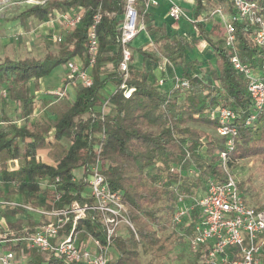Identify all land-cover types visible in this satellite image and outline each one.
<instances>
[{
    "label": "trees",
    "instance_id": "trees-1",
    "mask_svg": "<svg viewBox=\"0 0 264 264\" xmlns=\"http://www.w3.org/2000/svg\"><path fill=\"white\" fill-rule=\"evenodd\" d=\"M247 1L254 2L264 11V0ZM79 6L83 7L84 13L76 27L59 43L56 53L47 52L39 58L17 60L5 57L0 61V88L7 91V97L1 98L16 106L17 117L24 122L17 125L0 112V181L12 185L5 195L6 199L22 194L32 200L29 203L37 206L34 200L41 193L47 195V184L58 178L59 189L64 193L55 206L82 205L88 202L82 196L83 177L95 161L94 147L100 145L102 174L110 189L121 193L138 236L136 240L128 231L129 235L114 237L116 258L109 264H142L141 252L152 255L171 251L180 238L169 229L177 206V193L191 196L204 186L207 177L222 178L216 154L222 148V140L209 138L205 130L193 125L215 131L217 123L208 119L207 110L223 106L235 111L239 131L229 166L239 159H255L259 162L257 178L264 180V114L258 117L255 125L242 126L250 111L251 100L246 81L231 66V52L221 47L223 28L218 22L212 23L209 30L210 35L219 33L217 42L213 44L217 61L215 67L210 66L202 78L189 76L186 72V69L192 70L197 61L181 63V78L187 79L188 89L166 94L148 81L145 71L129 65L127 86L134 91L129 99H125L118 89L120 78L116 72L121 60L118 25L124 0H44L27 8L20 16L42 22L54 11ZM217 8L229 19L237 17L232 0H195L192 15L195 19L210 17ZM97 13L101 14V19L96 25L99 46L91 69L92 83L87 87L66 78L65 85H73L74 100L68 107L54 110V138L56 141L67 139L70 145L52 165L37 161L35 152L44 146L45 129L38 123H29L34 100L28 83L32 81L37 88L39 79L57 65L65 66L75 57L83 61L84 67L87 66L86 33ZM147 15L143 16L146 32L151 35L159 33L164 39L161 53H153L157 60L166 58L173 62L182 59L184 43L180 35L174 33L167 37L162 27L148 25L150 20ZM232 25L240 61L251 68L258 66L260 52L252 42L254 27L245 20L232 21ZM195 26L203 37L207 35L203 26ZM109 82L116 91L104 97L103 90ZM105 101H108L109 108L102 116L99 107ZM17 158L22 159L19 167L8 171L5 162ZM154 168L156 171L148 176ZM78 169L83 171V175L73 181ZM190 171L197 173V178L188 179L186 173ZM42 180L46 183L41 184ZM237 184L240 191L244 190L243 183L237 181ZM243 199L251 205L244 196ZM253 207L262 209V206ZM20 212L24 211L21 208L5 209L10 216ZM33 226L30 223V227L23 230L17 221L9 226L13 232L12 235L7 234L6 239L29 235ZM69 229L70 224H67L65 230ZM75 229L81 237L91 235L104 243L103 227L96 211L86 212ZM21 248L28 256V264H64L53 257L45 261L40 253L26 250L21 242L7 243V249L18 251Z\"/></svg>",
    "mask_w": 264,
    "mask_h": 264
},
{
    "label": "built area",
    "instance_id": "built-area-1",
    "mask_svg": "<svg viewBox=\"0 0 264 264\" xmlns=\"http://www.w3.org/2000/svg\"><path fill=\"white\" fill-rule=\"evenodd\" d=\"M232 2L237 10V17L231 19L225 17L220 8L213 11L210 17H219L223 28L221 47L231 52L232 68L246 81L251 108L242 121V126L251 127L257 123L258 117L264 114V11L254 2L247 0ZM153 6H157L156 0H124V10L118 25L121 60L116 72L120 78L118 89L122 91L125 99H129L134 91L132 87L127 86L132 57L131 45L141 32L146 31L143 16L147 15ZM83 13L84 9L80 6L54 11L47 19L38 23L34 30L44 28L47 31L45 33L47 35L49 33L52 40L59 44L76 27ZM167 15L176 24L183 20L193 24L196 32L198 29L195 25L203 26L210 18L201 16L195 19L192 14L184 12L183 8L175 3L170 4ZM100 19L101 14H95L93 23L87 29V66L84 67L83 61L78 57L65 65L66 78L87 87L92 83L91 69L98 53L96 25ZM236 20H245L254 27L252 42L260 52L258 72L243 64L236 53L232 25V21ZM13 38L15 41L18 40V36ZM166 65L170 64L167 59H163L162 68ZM171 82L172 90L185 91L189 86L187 79L175 75ZM163 83L164 79L158 81L159 85ZM0 94L3 98L7 97L5 89L1 90ZM49 94L60 98L64 95V89ZM108 108L109 103L105 101L99 113L105 115ZM207 117L217 123L215 133L222 140V148L216 152L220 160L222 178L218 180L213 176L207 177L204 189L194 195L177 193V206L171 217V226L177 235L186 241L198 264H264V208L257 209L244 201L237 179L229 166L238 139L239 124L236 123L238 116L232 109L214 106L207 110ZM45 140L49 145L56 143L53 131L48 132ZM94 150L95 161L88 167L87 174L83 177L82 196L88 202L82 205L73 203L56 207L64 193L59 189L58 178L47 184V195L39 194L38 199L42 204L33 206L31 203L1 201V206L21 208L26 214L38 216L42 222L29 235L3 240L0 244L21 242L26 250L40 253L45 261L53 257L60 259L64 264H109L116 258L113 238L125 235L120 232V226L132 232L137 240L121 193L110 189L102 174L100 145H96ZM186 155L189 157L188 152ZM82 175L83 171L72 180H78ZM44 183L46 182L42 180L41 184ZM187 199L190 201L188 204ZM88 211L98 213L99 222L103 227L104 243L91 235L81 237L75 229L77 222ZM67 224H70L69 230H65ZM0 264H28V256L22 248L18 251L0 248Z\"/></svg>",
    "mask_w": 264,
    "mask_h": 264
},
{
    "label": "rangeland",
    "instance_id": "rangeland-1",
    "mask_svg": "<svg viewBox=\"0 0 264 264\" xmlns=\"http://www.w3.org/2000/svg\"><path fill=\"white\" fill-rule=\"evenodd\" d=\"M43 1L44 0H0V61L5 57L12 60L22 59L25 57L39 58L47 52L56 53L58 51V43L54 42L50 36H46L34 30V28L39 25V21L33 18H22L20 16L21 13L27 8ZM183 11L186 13H191V10L183 9ZM36 24L38 25L36 26ZM191 25L193 26V24ZM14 36H18L17 41L14 40ZM4 39H6V42ZM152 49L153 48L150 46L149 51H151ZM157 49L158 51H160L159 45L157 46ZM195 58H200V55H195L193 47L186 45L182 61L188 62L192 61ZM44 79L47 81V83L53 85L54 88H57L56 90H62L63 88L61 87L65 86L66 81L65 66L62 64L57 65L44 77ZM28 87L30 93H32L30 83H28ZM114 89L115 87L111 82L107 83L103 90V96L107 97L113 94ZM66 93L68 98H71L74 95L73 85H71L70 83L66 88ZM69 94L71 97H69ZM52 96L54 98H57V96ZM1 97L2 96H0V110H2L6 115H8L14 123H17L19 125L23 124V121L17 117L14 105L8 102H4V100L2 99L3 97ZM43 103L44 104H42L39 109H35L34 112L36 115L33 118H35L37 122L39 120V125L43 127L46 131H49L50 124H52L51 119L55 115L54 110L55 108H57V104L56 102H54L52 105H50L48 109L44 108L43 111V107L45 106L46 102L43 101ZM193 126L205 130L209 138L219 139L214 130L199 125ZM51 147V149L49 147H46V149H50L48 150L49 152L47 151V154L54 153L55 151L60 149H64L63 146H60L57 143ZM38 158L40 160L42 159L40 155L38 156ZM19 163H21V161ZM19 163L10 164L9 167L13 169L17 165H19ZM258 164L259 162L255 159H239L230 167V170L235 175L237 181L239 183H243L244 190H242L241 192L245 199H247L251 206H262L263 209L264 180L257 178L256 169L259 166ZM155 171L156 169L154 168L153 170H151V172H148V176L154 173ZM197 176L198 174L195 172L186 173V177L188 179H195L197 178ZM206 179L204 180V184H206ZM248 179H250V182H248ZM11 188V184H6L0 181V202L14 201L12 200L14 197H9L8 199L5 198L6 193L11 190ZM15 202L21 203L20 201ZM189 202V199H187V204ZM5 209L6 207L0 205V238H6V235L3 233H6L5 231L8 230L9 225L15 222L12 216L5 213ZM18 215H20V223L22 224H25L27 218L30 219V215H25L24 212ZM132 226L134 227L133 224ZM169 229L173 233H175V235L179 238L177 233L172 228L171 223L169 224ZM119 230L121 233L129 235L127 228L120 226ZM140 261L142 264L197 263L196 258L188 249L186 241L180 238L179 240H176L171 251L160 252L158 254L152 255L141 252Z\"/></svg>",
    "mask_w": 264,
    "mask_h": 264
},
{
    "label": "crops",
    "instance_id": "crops-1",
    "mask_svg": "<svg viewBox=\"0 0 264 264\" xmlns=\"http://www.w3.org/2000/svg\"><path fill=\"white\" fill-rule=\"evenodd\" d=\"M156 1H157V6L151 7L148 11L149 20H150L148 25H153L154 27H162V29L165 32V35H167V37H169V38L174 33H177L178 35H180V37L182 38L183 43H184V53H185L186 45L193 47L195 55H200V58L193 59L192 61H197L198 64H196L192 70L186 69V72L188 73L189 76H197V77L202 78L210 66L215 67V63L217 61V57L215 56V53H214L213 44H215L217 42L219 33H216L215 35H210L209 30L211 28L212 23H214V22L220 23L219 17L214 16V17H210L207 20V22L203 25V29L208 33H207V35H204V37H203L199 33V30H198V32H196L195 27L192 26L191 24H189L188 22L183 20V21H180L179 23L176 24L172 20H170L168 15H167L168 7L170 6L171 3H175L185 10H191V13H189V14H192L194 7H195V0H156ZM37 25L38 24H36V26ZM36 31L38 33L44 34L46 36L50 35L49 33H48V35L46 34L47 31H45L44 28L43 29L39 28ZM4 40L6 42V39H4ZM163 40H164L163 35H161L159 33H154L151 35V34H148L146 31L141 32L132 42V45H131L132 57H131V62L129 65H130V67H132L136 70L145 71L147 74V77H148V81L153 86H155L160 92L170 94L173 91L171 78L174 75L181 77V73H182L181 63L185 64L187 62H183L182 59L176 60L173 62H170L168 60L170 65H166L165 68H162L163 59H166V58H162L161 61H158L153 53H156L158 55L161 53V44H162ZM158 45L160 47V51H158V49H157ZM150 46L153 48L151 51H149ZM192 61H188V62H192ZM258 68H259V64H258V66L254 67L253 69L255 70V72H258ZM213 76L216 77V73H214ZM160 79H164V83L162 85L158 84V81ZM29 83H30L31 89H32L31 95L33 96V100H34L33 112L29 118V123H38L39 122V120L37 122V120H35V118H33L36 115L34 111L36 108L39 109L41 107V105L44 104L43 101L46 102L45 106L43 107V111H44V108L48 109L50 107V105H52L54 102H56L57 107L63 109V108L68 107V105H70L72 103V101L74 100V95L71 97L69 94V97H71V98H68L67 93H66V88L68 87L69 84L65 85L64 87L63 86L61 87L64 89V95L62 97L54 98L49 93L52 91H55L57 88H54L53 85H50L49 83H47V81L44 79V77L38 80L37 88H34L32 81ZM51 87H53V88H51ZM0 96H1V94H0ZM4 102H7V101H4ZM8 103H10V102H8ZM10 104H12V103H10ZM12 105H14V104H12ZM14 107H16V106L14 105ZM0 112L4 113L2 110H0ZM4 115H6V114L4 113ZM6 116H8V115H6ZM50 116H52V115H50ZM53 118L51 120H53ZM17 125H19V124H17ZM50 130L53 131V135H54V129H53L52 124H50L49 131ZM49 131H46V130L44 131L45 132L44 133V139L46 138V135L48 134ZM56 143L59 144L60 146H63L64 149H60V150L55 151L54 153L47 154V151L52 148L51 146H54ZM56 143L53 145H49L46 143V140H45L44 146L40 149H37L35 152L36 160L43 162V163H46V164H50V165L54 164L55 159L60 154H62V152L65 151L68 148V146L70 145V142L67 139H61L60 141H56ZM46 147H49L50 149H46ZM39 155L42 157L41 160L38 158ZM20 159L21 158L7 160L5 162L7 170L8 171L16 170L19 167V165L21 164L19 162L20 161L22 162V159L21 160ZM13 163H17V164L19 163V165H17L16 167H14L12 169L9 167V165L13 164ZM81 173H82V171L80 169H78L76 171V176L81 175ZM202 189H204V187L199 188L198 190H196V192H200ZM10 197H14L12 200L20 201L21 203L32 202V200L26 199L25 196H23L22 194H14V195H11ZM38 198L35 199L34 201L37 202V205L42 204V201L39 200ZM22 213L23 212H20L18 214H22ZM18 214L12 216V218L15 220V222L10 224V225H13L18 221L20 228L23 230H27L30 227V223H32L34 225L33 226V230H34L42 222V219H40L38 216L33 215V214L24 213L25 215H30V219L27 218L25 224H22V223H20L21 222L20 221V215H18ZM11 230L12 229L8 228V230L5 231L6 233H3V234L12 235L13 231H11ZM3 240H7V239L6 238H0V241H3ZM7 243H10V242H7ZM7 243L3 244V245L0 244V248L7 249Z\"/></svg>",
    "mask_w": 264,
    "mask_h": 264
}]
</instances>
